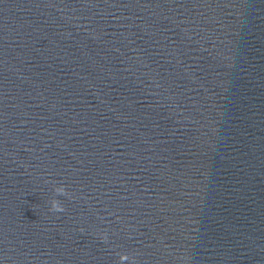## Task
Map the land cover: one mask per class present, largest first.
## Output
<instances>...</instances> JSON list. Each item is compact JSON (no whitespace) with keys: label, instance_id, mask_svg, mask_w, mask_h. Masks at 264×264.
Listing matches in <instances>:
<instances>
[{"label":"water","instance_id":"1","mask_svg":"<svg viewBox=\"0 0 264 264\" xmlns=\"http://www.w3.org/2000/svg\"><path fill=\"white\" fill-rule=\"evenodd\" d=\"M0 264H264V0H0Z\"/></svg>","mask_w":264,"mask_h":264},{"label":"clouds","instance_id":"2","mask_svg":"<svg viewBox=\"0 0 264 264\" xmlns=\"http://www.w3.org/2000/svg\"><path fill=\"white\" fill-rule=\"evenodd\" d=\"M55 191L58 194H66V190L64 187H58L55 189ZM52 211H57V212H62L64 211L63 205L58 201V200H53L52 201Z\"/></svg>","mask_w":264,"mask_h":264}]
</instances>
